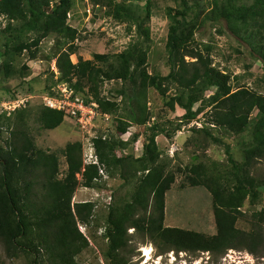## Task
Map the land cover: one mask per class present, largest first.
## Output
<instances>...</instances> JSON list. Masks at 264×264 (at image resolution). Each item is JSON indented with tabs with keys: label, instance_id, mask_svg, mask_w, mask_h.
<instances>
[{
	"label": "trees",
	"instance_id": "trees-1",
	"mask_svg": "<svg viewBox=\"0 0 264 264\" xmlns=\"http://www.w3.org/2000/svg\"><path fill=\"white\" fill-rule=\"evenodd\" d=\"M77 1L87 0H57L54 5L52 0H0V17L10 21V30H18L19 35L29 32L38 35L31 43L21 40L14 44L5 55L31 51L30 59L34 60L36 52H32V48L36 49L44 39L55 34L60 37L56 61L58 81L85 95L88 102L92 98L103 114H115L120 108L117 101L102 96L99 86L105 81L118 80L124 84L132 83L140 90L139 94L154 88L163 96L167 95L164 83L173 84L177 93L167 101L168 106L175 110L178 105L186 112L184 118L189 120L197 117L193 112L199 100L197 97L215 86L217 92L208 104L214 125L239 135L256 122L258 143L249 149L246 164L234 165L236 185L233 190L216 181L205 180L201 175V171H205L203 167L197 166L193 170L200 179L193 180L192 185H205L214 198L218 232L212 237L165 226V199L175 183V175L160 163L161 150L156 139L166 131L152 126L142 156L135 158L141 164L144 176L138 181L131 201L124 206L113 207L110 212L106 230L110 264H135L131 259L134 257L131 229L149 240L161 256L169 252H208L222 256L229 250H247L254 255H264L262 226L256 225L251 231L237 227L243 217L246 198H255L264 190V181L252 175L253 161H264V93L249 88L234 91L231 76L215 68L209 55L190 46L194 31L186 20V12L172 8L167 11L170 23L166 51L170 73L165 77L150 74L146 68L149 47L145 46L151 41L150 30L143 28L153 16L150 0L144 6V16L133 15L134 0H123L121 4H115V0H89L98 7H114L115 17L119 20L133 21L142 41L118 56L119 67L81 68L71 59L77 50L79 32L69 19ZM183 3L188 7L185 0ZM206 19L241 21L246 35L262 49L264 60V0H213L212 10ZM12 23H16L18 28H12ZM250 28L256 31L254 35L249 34ZM94 59L97 62L108 61V57L101 54H95ZM137 104L143 119L146 106L139 99ZM254 113L257 114L255 117ZM65 117L63 111L45 106L40 108L38 120L44 130L53 131L64 124ZM121 122L119 120L118 132L124 135L130 126ZM26 125L24 119L17 121L11 127L5 145L0 143V246L8 259L24 257L28 264H79L77 257L89 247L79 225L90 223L95 204L74 203L77 190L79 187L99 188L103 180L101 171L110 172L127 159L116 156L117 142L103 137L93 139L97 163H85L81 142L68 143L63 151L68 168L60 178L58 155L39 149ZM227 154L231 159L229 149Z\"/></svg>",
	"mask_w": 264,
	"mask_h": 264
},
{
	"label": "rangeland",
	"instance_id": "rangeland-1",
	"mask_svg": "<svg viewBox=\"0 0 264 264\" xmlns=\"http://www.w3.org/2000/svg\"><path fill=\"white\" fill-rule=\"evenodd\" d=\"M52 1L53 5L57 2ZM150 1L153 16L150 23L143 26L150 30L151 41L145 43V46L149 47L146 68L150 74L165 77L170 73L166 51L170 23L167 11L172 8L186 12V20L194 31L190 46L209 55L215 68L231 76L234 91L249 88L264 93L262 49L257 47L255 40L246 35L241 21L206 19L212 10L213 0H185L190 9L184 6L183 0ZM122 2L123 0H115V4ZM146 2L147 0H134L133 15L144 16ZM69 22L79 32L77 50L71 59L74 64L84 69H109L112 65L119 67L118 56L133 44L142 41L133 21L119 20L115 17L114 7H98L89 0L76 2ZM9 24L8 19L0 17V143L5 145L11 127L24 119L37 147L58 155L60 178L68 168L63 153L68 143L81 142L86 160L94 154L93 139L103 137L117 142L119 149L116 156L127 159L123 165L114 167L110 172H103L99 188L79 187L77 190L74 203L95 204L90 223L79 225L81 233L89 241V247L77 257L78 263L110 264L106 238L110 212L113 207L124 206L131 201L138 181L144 176L141 164L137 163L135 158L142 156L143 146L152 126H159L166 131L156 139L161 150L160 163L175 175V183L165 199V226L207 237L215 236L218 227L214 198L205 185H192L193 180L200 179L193 170L201 166L205 169L201 171L205 180L216 181L233 190L236 185L234 165L246 164L249 149L258 143L256 122L239 135L214 125L208 104L217 92L215 86L209 87L197 97L199 100L193 107L197 117L189 120L184 118V109L176 105L175 110H171L168 106L167 101L177 93L173 84L164 83L167 95L163 96L154 88H148L139 94L140 90L132 83L124 84L114 80L105 81L99 86L102 96L119 104V111L111 114L109 120L99 118L91 129L86 130L66 118L58 129L44 130L38 120L39 110L46 106V98L57 96L61 84L56 67L60 37L52 34L36 49L32 48V52H36L34 60L30 59L31 51L5 55L6 50L21 40L31 43L38 37L33 32L19 35L18 30L9 29ZM11 26L18 28L16 23ZM255 33L252 28L249 29V34ZM95 54L107 56L108 61H95ZM189 59L187 58L188 61ZM84 85L88 89L85 81ZM138 99L146 106L143 119L138 108ZM15 106L19 107L15 109ZM256 115L254 113V117ZM119 120H122L124 126H130L124 135L118 132ZM252 175L264 181V161H253ZM242 212L243 217L237 223L238 228L251 231L256 225H261L264 230V190L255 198L248 196ZM129 233L133 236L131 250H134V257L131 259L135 264H262L264 261V255H254L247 250H229L222 256L208 252H169L161 256L155 246L149 240L136 235L134 229L129 230ZM148 249H151L150 258L145 256V250ZM0 264L28 262L24 257L8 259L4 248L0 246Z\"/></svg>",
	"mask_w": 264,
	"mask_h": 264
},
{
	"label": "built area",
	"instance_id": "built-area-1",
	"mask_svg": "<svg viewBox=\"0 0 264 264\" xmlns=\"http://www.w3.org/2000/svg\"><path fill=\"white\" fill-rule=\"evenodd\" d=\"M45 105L49 108L63 111L66 114L65 118L71 119L78 126L86 130L91 129L99 118L110 119L109 114L100 112L98 104L93 102L92 98H90L88 102L85 95L76 93L73 88L64 83L59 85V92L56 97L46 98ZM15 107V109H17L19 106ZM97 162L95 151L93 155L85 160V163ZM101 174H103V171H101ZM227 257H229V255H227Z\"/></svg>",
	"mask_w": 264,
	"mask_h": 264
},
{
	"label": "bare ground",
	"instance_id": "bare-ground-1",
	"mask_svg": "<svg viewBox=\"0 0 264 264\" xmlns=\"http://www.w3.org/2000/svg\"><path fill=\"white\" fill-rule=\"evenodd\" d=\"M150 254H151V249L145 250V256H147L148 258H150L149 257Z\"/></svg>",
	"mask_w": 264,
	"mask_h": 264
},
{
	"label": "crops",
	"instance_id": "crops-1",
	"mask_svg": "<svg viewBox=\"0 0 264 264\" xmlns=\"http://www.w3.org/2000/svg\"><path fill=\"white\" fill-rule=\"evenodd\" d=\"M140 157V156H139Z\"/></svg>",
	"mask_w": 264,
	"mask_h": 264
}]
</instances>
